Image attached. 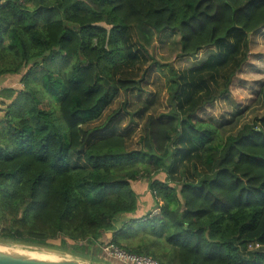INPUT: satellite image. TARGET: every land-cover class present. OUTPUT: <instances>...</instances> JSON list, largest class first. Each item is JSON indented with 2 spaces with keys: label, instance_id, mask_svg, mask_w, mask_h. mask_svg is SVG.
I'll return each mask as SVG.
<instances>
[{
  "label": "trees",
  "instance_id": "1",
  "mask_svg": "<svg viewBox=\"0 0 264 264\" xmlns=\"http://www.w3.org/2000/svg\"><path fill=\"white\" fill-rule=\"evenodd\" d=\"M147 25L177 32L183 56L208 45L224 54L194 69L199 84L131 46L132 29ZM263 25L264 0L0 2V77L24 71L23 87L0 91V242L93 259L108 231L113 245L162 264H264V119L222 137L193 117L228 91L248 35ZM133 63L140 77L121 75ZM150 64L165 68L168 110L147 115L142 147L127 150L118 133L88 142L84 125L118 91H139ZM259 93L264 103V83ZM183 159L189 174L179 172ZM137 180H148L157 215L132 217ZM132 237L139 243H123Z\"/></svg>",
  "mask_w": 264,
  "mask_h": 264
},
{
  "label": "rangeland",
  "instance_id": "2",
  "mask_svg": "<svg viewBox=\"0 0 264 264\" xmlns=\"http://www.w3.org/2000/svg\"><path fill=\"white\" fill-rule=\"evenodd\" d=\"M147 26H137L132 29L129 35L131 46L136 45L149 56L150 60L152 59L158 64H170L179 72H188L187 78L199 84H201V82L197 80L199 72H195L196 70L194 69L201 67L211 56H218L219 52L222 55L224 54L225 45L222 47L208 45L193 56H183L180 54V36L177 32L165 30L156 33L151 26ZM247 45L248 51L245 60L238 64L234 74L231 76V81L228 84V91L218 95L217 98H213L204 106L202 105L199 107L193 115L195 119L213 123L218 128L222 137L235 135L245 124H259L264 119V103H262L259 93L260 87L264 83V25L248 35ZM219 59L220 57L218 60ZM8 62H11V60ZM138 65L139 64L136 63L134 65L127 64L123 66L121 68V75L125 74L132 78L133 75L140 77L139 72L141 69L139 70L137 68ZM162 70H165V68H159L157 64L147 65L145 81L142 83L139 91H118L101 115L97 119L84 125L86 129L91 130L90 138H88L87 141L89 142L112 133H118L122 134L124 137L125 148L127 150L141 148L140 137L143 135V123L147 115L152 114L157 116L168 110L166 102L167 93L165 90L164 77L161 72ZM217 71L218 68H216L215 72ZM23 72L22 70L19 74L12 77V80H7L5 85L10 83L14 84L16 89L23 87L20 82V77L23 75ZM217 80L220 81V78L217 77ZM204 91L205 90L199 92L203 97L206 94ZM211 97H213V94L209 98ZM123 102H126V105L121 114L115 118L110 125H106L105 121L107 117L114 110L122 107ZM201 104H203V102ZM190 161V159L187 161L183 159L182 163L184 165L182 164L181 167L177 165L176 168L179 167V172L182 169V173L189 174L191 169ZM70 162L73 166L83 165L80 155H70ZM157 177L162 180L165 175L162 173ZM131 184L138 193L140 205L138 211L132 217L142 216L149 211L151 215H157L159 213V208L154 205L148 187V180H137L131 182ZM121 222L122 221L117 225ZM110 239V232H102L98 241L100 250L92 255L94 256L93 259L90 256L86 258L70 253H68L69 255L66 254L61 257L56 253H50L43 248L29 244L2 243H7L8 247L12 250L30 252L49 260H61V258H65L76 259L84 263L108 264L104 258H106L105 247L110 243ZM139 241L140 239L138 237H132L128 238V241H124L123 243L137 244ZM159 248L160 247H155V249ZM166 249L168 250L169 248L166 247ZM111 260H113L111 264H120L114 259Z\"/></svg>",
  "mask_w": 264,
  "mask_h": 264
},
{
  "label": "water",
  "instance_id": "3",
  "mask_svg": "<svg viewBox=\"0 0 264 264\" xmlns=\"http://www.w3.org/2000/svg\"><path fill=\"white\" fill-rule=\"evenodd\" d=\"M4 244H7V243L0 242V264H92V263L79 262L76 259L61 258V260H49V259H45L43 257L37 256V255H34L30 252H24V251L20 252V251L12 250L11 248L8 247V244L7 245H4ZM37 247L43 248L45 251L50 252V253H56L60 255L61 257L63 255L68 254L67 252L54 249V248H50V247H47V248L40 247V246H37Z\"/></svg>",
  "mask_w": 264,
  "mask_h": 264
},
{
  "label": "built area",
  "instance_id": "4",
  "mask_svg": "<svg viewBox=\"0 0 264 264\" xmlns=\"http://www.w3.org/2000/svg\"><path fill=\"white\" fill-rule=\"evenodd\" d=\"M2 1H4V0H0V2H2ZM0 229H1V227H0ZM105 251H106L105 252L106 258H104V260L107 261L108 264L113 263V260H111V259L116 260L120 264H162L158 260H156L150 256L136 255L134 253L127 252L123 249L118 248L117 246L113 245L112 243H109L105 247ZM108 258H110V259H108Z\"/></svg>",
  "mask_w": 264,
  "mask_h": 264
},
{
  "label": "crops",
  "instance_id": "5",
  "mask_svg": "<svg viewBox=\"0 0 264 264\" xmlns=\"http://www.w3.org/2000/svg\"><path fill=\"white\" fill-rule=\"evenodd\" d=\"M5 76H7V75H5ZM5 76L0 77V91L2 88H5V87H10V86L14 87V84H11V83L5 85L7 80H9V81H10V79L12 80L13 79L12 77H14V76H7V77H5ZM2 101H4V97L0 95V120H2V118L4 117V113H5V111L3 110L5 105L2 104ZM7 101L9 102V100H7Z\"/></svg>",
  "mask_w": 264,
  "mask_h": 264
}]
</instances>
